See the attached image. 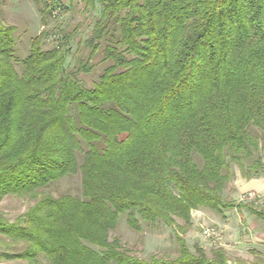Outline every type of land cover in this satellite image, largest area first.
I'll return each mask as SVG.
<instances>
[{
  "label": "trees",
  "instance_id": "16d2710c",
  "mask_svg": "<svg viewBox=\"0 0 264 264\" xmlns=\"http://www.w3.org/2000/svg\"><path fill=\"white\" fill-rule=\"evenodd\" d=\"M79 1L98 16L72 67L73 33L58 29L44 48L43 30L19 58L0 8V204L33 201L12 221L0 209V260L230 264L224 249L208 257L180 238L175 259H139L109 233L120 214L136 231L180 219L184 233L199 208H245L264 223V210L223 194L232 165L264 176V0ZM34 2L43 25L62 6ZM99 49L106 66L86 87L78 74ZM76 174L80 196L43 192Z\"/></svg>",
  "mask_w": 264,
  "mask_h": 264
},
{
  "label": "rangeland",
  "instance_id": "374dc122",
  "mask_svg": "<svg viewBox=\"0 0 264 264\" xmlns=\"http://www.w3.org/2000/svg\"><path fill=\"white\" fill-rule=\"evenodd\" d=\"M60 2L62 6L50 10L51 17L43 25L34 0H0L2 20L16 28V54L19 58H24L27 55L31 39L41 31L47 30L49 32L42 44L44 48H49L56 43L57 30L63 29L67 33H73L69 44L68 65L70 67L74 66L76 60L80 58L87 60L88 54L82 47V43L90 35L91 28L98 16V9L91 11L79 0H60ZM89 64L91 65L89 72L78 74V79L86 87H91L98 80L99 75L106 66V62H102L101 49L90 58ZM231 173L232 178L226 184L223 193L225 199L234 204H251L257 209L264 210V176L252 178L251 180L246 179L242 177L236 165L231 166ZM43 192L53 196L61 194L80 196V175L65 177L58 182L51 183ZM249 192L253 194L251 198L247 197ZM32 203L33 201L9 195L1 201L0 209L4 217L12 221L23 214ZM240 209L227 208L221 213L208 208L193 210L191 212V226L184 233L180 230V227H183V222L180 219H176V223L180 227L167 226L162 222H159L156 226H151L142 222L141 230L136 231L126 223V214H120L117 228L110 231L109 239L118 238L122 247L130 256L143 260H148L151 256L163 260L175 259L179 256V238L183 240L190 252L193 253L195 247L198 246L203 248L208 257H211L213 250L222 248L225 244L235 245L237 241L247 240L248 242L250 239L251 241L264 240V223L249 214L247 209ZM205 228H212L220 232V237L206 238L202 232ZM6 242L7 240H5ZM22 248V244L16 246L10 244L8 251L17 252ZM4 250H6L5 246L0 245V252ZM226 255L232 259L230 264H239L234 259L250 258L246 251L239 254L228 249ZM241 263L244 262L241 261ZM0 264L29 263L25 259L13 258L2 259ZM42 264H47L45 259H42Z\"/></svg>",
  "mask_w": 264,
  "mask_h": 264
},
{
  "label": "crops",
  "instance_id": "0c3cea01",
  "mask_svg": "<svg viewBox=\"0 0 264 264\" xmlns=\"http://www.w3.org/2000/svg\"><path fill=\"white\" fill-rule=\"evenodd\" d=\"M260 178V177H258ZM251 180V179H249ZM262 222V221H261ZM247 243V244H246ZM263 248H264V240H241V241H237L235 245L232 244H228V245H223L222 249H224V251H233V252H238L239 254L244 253V251L248 252L249 257H245V258H240L241 260H236V263L239 262V264H264V252H263ZM244 257V256H243ZM233 260V261H234ZM244 262V263H241ZM229 262H232V259L229 258Z\"/></svg>",
  "mask_w": 264,
  "mask_h": 264
},
{
  "label": "built area",
  "instance_id": "2783aa9c",
  "mask_svg": "<svg viewBox=\"0 0 264 264\" xmlns=\"http://www.w3.org/2000/svg\"><path fill=\"white\" fill-rule=\"evenodd\" d=\"M252 196H253V194L251 192H249L247 197L251 198ZM202 232L206 238H219L220 237V232H218L212 228H205V229H203Z\"/></svg>",
  "mask_w": 264,
  "mask_h": 264
}]
</instances>
